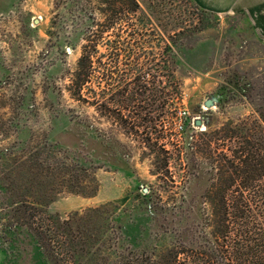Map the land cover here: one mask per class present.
Returning <instances> with one entry per match:
<instances>
[{
    "label": "rangeland",
    "instance_id": "rangeland-1",
    "mask_svg": "<svg viewBox=\"0 0 264 264\" xmlns=\"http://www.w3.org/2000/svg\"><path fill=\"white\" fill-rule=\"evenodd\" d=\"M105 1L111 2L0 0L1 264H46L24 232L12 234L11 240L3 227L15 207L11 200L39 197L48 185L50 214L66 218L118 205L127 209L128 235L141 249L163 248L183 238L188 247H197L203 229L209 231L202 215L211 211L203 201L207 179L217 178V171L209 169L207 175L203 165L196 170L186 166V145L207 130L204 122L205 128H195L193 121L205 119L216 130L253 117L249 96L264 98V21L259 30L245 15L210 12L218 20L211 18L207 30L184 40L185 57L176 66L181 99L170 101L166 95L172 88L166 82L161 86L166 90L157 93L160 87L150 78L144 97L119 102L117 92L126 86L130 68L124 56H115L112 42L120 36L137 43L141 30L138 16L104 29L109 18ZM164 29L153 33L167 43ZM91 34L103 35L95 60L104 67L95 63L93 106L73 100L68 88ZM104 73L111 76L108 85L100 80ZM135 89L132 84L129 91ZM104 90L108 94L102 98ZM208 101L214 106L206 107ZM197 158L206 161L203 155ZM78 183L87 196L72 192Z\"/></svg>",
    "mask_w": 264,
    "mask_h": 264
},
{
    "label": "trees",
    "instance_id": "trees-1",
    "mask_svg": "<svg viewBox=\"0 0 264 264\" xmlns=\"http://www.w3.org/2000/svg\"><path fill=\"white\" fill-rule=\"evenodd\" d=\"M104 4H107L105 12L109 13L104 29L129 23L132 16H138L134 19L141 30L137 43L122 40L120 36L112 42L115 56H124L130 68L124 76L131 82L124 81L126 86L117 92L119 102L131 103L137 96L144 97L149 92L150 78L160 87L157 93L166 90L161 87L166 82L172 88L166 95L170 101L181 99L176 66L178 59L185 57L184 40L207 30L211 18L218 20V17L199 8L193 0H111ZM173 11L176 14L170 17ZM163 16L168 20L164 21ZM163 28L168 35L167 43V39L160 42L153 33ZM102 40L103 35L88 36L68 87L71 98L81 104L95 105L90 97L91 85L95 63L103 67L101 61L95 60ZM198 42L199 39L192 44ZM152 70L156 73L151 74ZM109 79L111 76L105 73L100 78L106 85ZM132 84L137 87L133 92L129 91ZM107 94L104 90L100 96L105 98ZM247 101L253 106V117L223 123L216 130L204 119L207 130L197 136L200 140L194 141V137L186 145L188 168L196 170L203 165L208 170L203 169L202 173L207 175L209 169L217 171V178L207 179L203 201L211 211L202 215L204 227L209 231L203 229L204 237L197 247H188L182 237V241L163 248L141 249L137 240L128 235L127 209L118 205L90 208L66 218L50 214L49 185L41 187L39 197L30 195L10 201L15 207L10 222L3 227L5 236L14 240L12 234L24 232L46 264H264V98L252 100L249 96ZM199 155L206 161L198 163ZM18 181L15 179V185ZM78 186L72 192L87 196L85 188L79 183ZM96 191L90 196H95ZM10 244L14 246L11 241Z\"/></svg>",
    "mask_w": 264,
    "mask_h": 264
},
{
    "label": "crops",
    "instance_id": "crops-1",
    "mask_svg": "<svg viewBox=\"0 0 264 264\" xmlns=\"http://www.w3.org/2000/svg\"><path fill=\"white\" fill-rule=\"evenodd\" d=\"M203 10L213 13L245 15L249 22H256L260 30L264 21V0H193ZM260 22V25H259ZM253 25V24H252ZM253 28L255 26L253 25ZM263 28V27H262ZM253 29L255 36L259 30ZM261 32V31H260ZM1 264V258H0Z\"/></svg>",
    "mask_w": 264,
    "mask_h": 264
},
{
    "label": "water",
    "instance_id": "water-1",
    "mask_svg": "<svg viewBox=\"0 0 264 264\" xmlns=\"http://www.w3.org/2000/svg\"><path fill=\"white\" fill-rule=\"evenodd\" d=\"M35 22L38 23V21H35ZM214 104H215V101H208V102L206 103V107L211 108V107L214 106ZM194 125H195V127H197V128H201V127L203 126V121H202L201 119L198 118V119H196ZM144 191L147 192L146 189H145Z\"/></svg>",
    "mask_w": 264,
    "mask_h": 264
},
{
    "label": "built area",
    "instance_id": "built-area-1",
    "mask_svg": "<svg viewBox=\"0 0 264 264\" xmlns=\"http://www.w3.org/2000/svg\"><path fill=\"white\" fill-rule=\"evenodd\" d=\"M195 121H196V119L193 122L195 123ZM194 123H193V125H194ZM195 128H197V127H195Z\"/></svg>",
    "mask_w": 264,
    "mask_h": 264
},
{
    "label": "bare ground",
    "instance_id": "bare-ground-1",
    "mask_svg": "<svg viewBox=\"0 0 264 264\" xmlns=\"http://www.w3.org/2000/svg\"><path fill=\"white\" fill-rule=\"evenodd\" d=\"M203 128H205V127L203 126ZM203 128H202V129H203Z\"/></svg>",
    "mask_w": 264,
    "mask_h": 264
}]
</instances>
